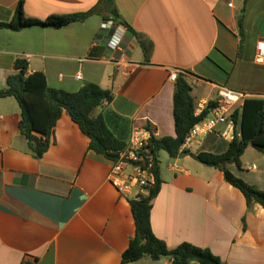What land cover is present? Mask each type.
Returning <instances> with one entry per match:
<instances>
[{
  "label": "crops",
  "instance_id": "obj_1",
  "mask_svg": "<svg viewBox=\"0 0 264 264\" xmlns=\"http://www.w3.org/2000/svg\"><path fill=\"white\" fill-rule=\"evenodd\" d=\"M20 1L0 0V21H12ZM22 1L28 18L99 12L60 29H0V89L7 88L18 58L28 61L29 74L43 72L52 88L76 92L94 82L114 94L94 116L102 114L124 143L134 127L176 136L174 71L186 73L197 107L213 103L220 87L264 100V65L256 61L264 0H114L135 33L120 24L103 28L112 21L101 9L104 0ZM115 31L123 35L118 49L110 45ZM21 112L16 98L0 99V264H122L136 223L132 195L109 180L113 160L90 148L67 112L47 153L36 158L20 129ZM230 142L211 133L182 149L189 156L159 164L163 183L151 224L171 249L185 242L207 247L224 264H264V208H248L221 171L193 157L222 154ZM249 149L264 160L248 147L241 168L230 169L264 190V170L244 164ZM131 264L170 261L146 257Z\"/></svg>",
  "mask_w": 264,
  "mask_h": 264
},
{
  "label": "trees",
  "instance_id": "obj_2",
  "mask_svg": "<svg viewBox=\"0 0 264 264\" xmlns=\"http://www.w3.org/2000/svg\"><path fill=\"white\" fill-rule=\"evenodd\" d=\"M247 1L244 3L246 4ZM103 2L102 11L110 14L106 20H112L114 25L120 24L128 31L135 33L115 7L114 0ZM96 12H99L97 7L83 13L53 15L45 19L28 18L21 0L17 6L15 18L10 22L0 21V29L19 31L25 27L35 26L60 29L72 23L84 22ZM243 12L239 19V28L243 25ZM143 50L147 56V47ZM28 65L25 58H18L15 61V73L9 76L7 88L0 89V99L14 97L20 104L22 110L20 129L28 140L29 148L34 156L42 158L47 153L53 142L57 122L67 112L71 120L89 137L90 148L94 152L110 160H117L126 143L110 129L102 114L94 116L98 108L113 101V92L94 82L87 83L76 92L52 88L43 72L37 71L29 74ZM192 94L193 88L186 73H179L173 95L176 136L157 137L154 135L148 142L147 151L155 161L152 168L154 183L147 188V195L138 199H130L136 223V234L123 253L122 264L138 262L146 257H150L153 261L168 259L170 264H190L193 261L199 264H224L222 258L207 247L183 242L174 249L169 248L165 241L156 236L151 224L153 201L159 194L163 183L159 166L161 151L168 153L173 159L178 158L182 153V144L191 129L206 118L214 107V104L210 103L197 116V104ZM234 118L235 138L229 143L224 153L200 152L193 157L204 165L221 171L225 180L243 194L248 208L255 203L264 208V190L237 177L230 169L233 164L241 168L242 156L248 147H253L259 153L264 154V100L246 98L242 110L237 111ZM243 223L246 229L245 217Z\"/></svg>",
  "mask_w": 264,
  "mask_h": 264
},
{
  "label": "built area",
  "instance_id": "obj_3",
  "mask_svg": "<svg viewBox=\"0 0 264 264\" xmlns=\"http://www.w3.org/2000/svg\"><path fill=\"white\" fill-rule=\"evenodd\" d=\"M114 26L113 21L103 24L104 29H113ZM122 40L123 35L115 31L112 34L110 45L118 49ZM256 61L264 65V42L262 41L257 49ZM179 73L183 72L170 73L169 80L176 82ZM77 79L81 80L82 76L77 75ZM246 96V94L229 87H220L219 95L213 102L214 107L209 115L191 129L181 149H189L197 139L211 133L232 141L235 138L234 115L237 111L242 110ZM204 109L205 107H202L200 103L196 109V115H200ZM220 126H225V128L220 129ZM154 135V131L148 127H134L130 139L119 153V158L113 160L109 180L120 193L132 195L131 199L147 195V188L154 183L152 168L155 161L147 151L148 142ZM255 167L256 165L253 168Z\"/></svg>",
  "mask_w": 264,
  "mask_h": 264
},
{
  "label": "rangeland",
  "instance_id": "obj_4",
  "mask_svg": "<svg viewBox=\"0 0 264 264\" xmlns=\"http://www.w3.org/2000/svg\"><path fill=\"white\" fill-rule=\"evenodd\" d=\"M168 160H169L168 153L161 151L160 153L161 164L165 166ZM244 161L246 167H249L253 163H256L258 165L259 170H264V160L262 159V156H260L258 153H255L252 149H249V151L246 153L244 157Z\"/></svg>",
  "mask_w": 264,
  "mask_h": 264
},
{
  "label": "water",
  "instance_id": "obj_5",
  "mask_svg": "<svg viewBox=\"0 0 264 264\" xmlns=\"http://www.w3.org/2000/svg\"><path fill=\"white\" fill-rule=\"evenodd\" d=\"M186 155L189 156V154L185 151V152H182V153L180 154L179 157H180V158H183V157L186 156Z\"/></svg>",
  "mask_w": 264,
  "mask_h": 264
}]
</instances>
